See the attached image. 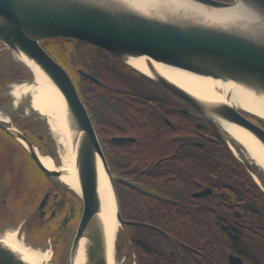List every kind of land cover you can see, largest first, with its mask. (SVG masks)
<instances>
[{
	"label": "flooded vegetation",
	"instance_id": "1",
	"mask_svg": "<svg viewBox=\"0 0 264 264\" xmlns=\"http://www.w3.org/2000/svg\"><path fill=\"white\" fill-rule=\"evenodd\" d=\"M42 45L72 77L111 172L145 189L116 182L123 218L147 224L120 228L116 248L122 235H129L127 227L134 225L149 228L152 256L148 264H231V255L240 257L243 264H251V256L258 258V264H264L262 245L256 251L249 250V218L244 212L250 206L249 187L233 183V178L247 172L264 192V174L253 165L249 169L235 154L216 152L218 146L224 149L228 144L206 115L97 45L76 38L46 39ZM56 50L59 54L55 55ZM13 55L0 43V106L6 112L14 108L10 105L11 96L5 93L7 86L28 77L20 64L8 61ZM21 111L12 116V124L4 122L5 126L21 130L44 154L48 155L51 148L57 162L59 157L56 158L46 133L34 130V122L41 117L23 116ZM242 113L259 123L252 114ZM0 134L1 147L10 149L3 165L0 162V232L18 228L20 238L50 252L49 264L61 259L69 263L82 199L49 176L2 126ZM138 161L143 164L139 166ZM241 166L245 171L240 170ZM221 167L228 168L226 175ZM144 176L148 177L146 185L139 179ZM169 178L175 179L172 184ZM127 210H141L148 218L127 217ZM167 224H179L181 231L172 234L160 226ZM180 233L183 237L193 236L195 246L186 243ZM259 234L264 245V232ZM205 244H210V248ZM128 254L125 251L120 264H124ZM132 254L133 264H137L136 254Z\"/></svg>",
	"mask_w": 264,
	"mask_h": 264
},
{
	"label": "water",
	"instance_id": "2",
	"mask_svg": "<svg viewBox=\"0 0 264 264\" xmlns=\"http://www.w3.org/2000/svg\"><path fill=\"white\" fill-rule=\"evenodd\" d=\"M190 1L210 10H230L236 14L240 11L229 8L238 4L241 13L234 19L207 18L182 12L168 4L143 6L133 0H0V43L29 66L33 73L30 83L34 82L31 66H36L57 87L63 99L67 125L72 134L70 147L75 158L80 191L71 189L83 202L70 248V264H75L80 254L83 264H110L105 206L98 186L100 168L105 171L115 194L120 228L125 229L126 224H147L123 218L116 182L142 191L145 189L111 172L96 128L72 77L45 49L43 40L76 38L110 52L200 110L213 122L239 158L240 152L232 145L234 139L219 120L240 126L264 147V117L228 102L206 103L156 71L152 65L156 62L199 75L231 80L258 95H264V0ZM139 57L145 58L151 69L149 73L129 62ZM23 111L20 112L23 116H29ZM242 111L255 115L259 123L249 119ZM4 122L0 120V126L22 143L49 176L56 178L61 175L41 162L34 149L38 147L21 130L5 126ZM8 123L12 124V119ZM48 152L53 157L51 148ZM242 160L252 169L251 161ZM44 203L45 199L41 208ZM230 259L231 264H243L238 256L231 255ZM0 264L32 263L0 237Z\"/></svg>",
	"mask_w": 264,
	"mask_h": 264
},
{
	"label": "bare ground",
	"instance_id": "3",
	"mask_svg": "<svg viewBox=\"0 0 264 264\" xmlns=\"http://www.w3.org/2000/svg\"><path fill=\"white\" fill-rule=\"evenodd\" d=\"M133 1L143 6L168 4L172 8L181 9L182 12H190L194 15H202L207 18L217 17L222 19H234L241 13L238 4L229 8L238 12L240 11L236 14V12L230 10H210L209 8L191 2L190 0ZM233 13H235V15ZM129 62L147 73L151 71L143 57L131 59ZM152 65L156 71L169 77L190 92H193L206 103L214 104L228 102L236 107L264 117V95H258L254 91H251L231 80L226 81L211 76L199 75L184 70L170 68L156 62ZM31 67L34 72V82L30 83L26 79L20 78L7 86L5 93L11 97L14 96L15 100H13L12 97L14 108L10 109L9 112L1 109L0 120L8 122L18 110H24V113L36 117L45 115L48 119L47 122L49 123L52 137L58 147L59 158L57 162H55L52 157L42 153L38 148L34 149L39 154L41 162L48 169L61 173V175L56 177L60 182L67 184L68 187L79 192L75 158L70 147L72 134L67 125L61 93L39 68L36 66ZM219 122L229 133L230 137L234 139L232 145L238 152H240V157L251 161L255 166L254 168L264 170V147L262 144L240 126L225 120H219ZM98 186L105 206L104 221L107 230V255L110 264H117L115 252L120 223L116 216L117 204L115 194L103 168H100L99 170ZM2 239L20 251L32 264H49L51 257L50 252L29 244L23 238L18 236L17 231L7 233ZM75 264H83V257H81V254L77 257Z\"/></svg>",
	"mask_w": 264,
	"mask_h": 264
},
{
	"label": "trees",
	"instance_id": "4",
	"mask_svg": "<svg viewBox=\"0 0 264 264\" xmlns=\"http://www.w3.org/2000/svg\"><path fill=\"white\" fill-rule=\"evenodd\" d=\"M23 75V74H22ZM26 75H28L26 73ZM81 83V80L78 82ZM256 117L255 115H252ZM24 123V122H23ZM25 126H28L24 123ZM34 130L41 131L46 133L47 139L53 143L54 149H55V156L58 158V155L56 153V146L54 144L53 139L50 137L48 133V124L45 120H42V118H39L38 121L34 122ZM216 152L218 153H224V154H231L233 155V152L228 147V145L225 144V148L222 149L218 146L216 149ZM236 160V159H235ZM139 162V166L143 163ZM222 172H224L226 175L228 173V168L221 167ZM236 169V168H235ZM241 171H245V168L243 166L240 167ZM141 181L146 185L148 184V177H139ZM166 181L167 179H163ZM175 179H168L169 183L172 184V181ZM233 183L235 184H244V186L249 187V194H250V206L248 209L244 208V212H248V218H249V250L250 251H256L258 249H261L262 244L260 240V234L262 231L264 232V192L262 191L261 187L258 185V183L254 180L251 174L244 173L238 178H233ZM77 196V195H76ZM243 211V210H242ZM141 212V213H140ZM124 214H128L127 217L130 218H137V219H144L147 220L148 215L147 213H142L141 210H127L123 212ZM263 224V225H261ZM167 231H170L172 234H179V230L181 231V226L179 224L176 225H160ZM129 235L123 234L121 239V244L118 243V254L123 255L125 251H128L129 254L124 262V264H133V254H136V261L137 264H148L149 257L152 256V254L149 253L150 249V240L148 238V232L149 228L142 227V226H134L129 225L128 227ZM141 234L142 237H139L137 234ZM181 237L186 241V243H190L194 245V241L192 239L193 236H190L189 234L184 236L182 233H180ZM260 241V242H259ZM262 245V246H261ZM195 246V245H194ZM207 248H210V244H205ZM206 248V247H203ZM234 248V247H232ZM66 259L57 260V264H69L68 261H65ZM251 264H258V258L255 256L250 257Z\"/></svg>",
	"mask_w": 264,
	"mask_h": 264
},
{
	"label": "rangeland",
	"instance_id": "5",
	"mask_svg": "<svg viewBox=\"0 0 264 264\" xmlns=\"http://www.w3.org/2000/svg\"><path fill=\"white\" fill-rule=\"evenodd\" d=\"M15 54V53H14ZM54 54L56 55V54H59V51H54ZM11 57V59L10 60H8L9 62H14V63H17V64H20L22 67H23V69L26 71V73L28 74V77H27V81L29 82V80H31V79H33V73L31 72V70L26 66V65H24L19 59H18V57L16 56V54L15 55H13V56H10ZM13 97V100H15V98H14V96H12ZM12 97H11V99H12ZM10 99V100H11ZM10 105H13V107H14V104L11 102L10 103ZM26 114V113H25ZM26 115H28V114H26ZM41 115V114H40ZM32 116V115H31ZM43 117V119L46 121V123L48 124V133H50V136H51V138L53 139V137H52V134H51V131H50V126H49V123L47 122V117L45 116V115H42L41 116V118ZM0 135H2V134H0ZM0 137H3V136H0ZM53 141L55 142V140L53 139ZM55 145H56V142H55ZM9 148V147H8ZM8 148H6V147H1V145H0V162L2 163V165H3V162L5 161V158H6V153H10V149H8ZM56 153L58 154V157H59V152H58V147H57V145H56ZM4 160V161H3ZM259 171L261 172V173H263L264 174V170L263 169H259ZM63 183V182H62ZM63 185H67V184H65V183H63ZM29 210L27 209V212H28ZM12 231H18V228H7V229H5L4 231H1L0 232V237L2 238L3 236H5L7 233H9V232H12ZM118 234H119V232H118ZM19 235V237H21L20 235H21V232L18 234ZM118 239H119V236L117 235V242H118ZM116 242V243H117ZM117 249H118V247L116 248V255H117ZM122 255H120V254H118L117 255V257H116V259H117V264H120L121 263V259H122V257H121Z\"/></svg>",
	"mask_w": 264,
	"mask_h": 264
}]
</instances>
